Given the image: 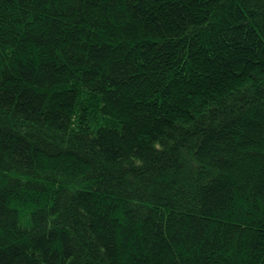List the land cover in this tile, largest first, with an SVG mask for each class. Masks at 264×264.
Wrapping results in <instances>:
<instances>
[{
    "label": "trees",
    "instance_id": "obj_1",
    "mask_svg": "<svg viewBox=\"0 0 264 264\" xmlns=\"http://www.w3.org/2000/svg\"><path fill=\"white\" fill-rule=\"evenodd\" d=\"M0 264H264V0H0Z\"/></svg>",
    "mask_w": 264,
    "mask_h": 264
}]
</instances>
